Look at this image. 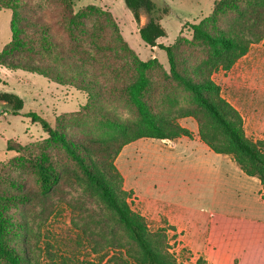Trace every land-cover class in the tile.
<instances>
[{
  "label": "trees",
  "instance_id": "obj_1",
  "mask_svg": "<svg viewBox=\"0 0 264 264\" xmlns=\"http://www.w3.org/2000/svg\"><path fill=\"white\" fill-rule=\"evenodd\" d=\"M123 2L137 24L141 13L147 15L145 24L138 27L139 38L164 51L168 64V74L162 76L167 83H157L152 71L155 61H139L133 55L135 73L122 89L133 110L130 119L121 118L110 109L111 102L107 105L102 101L109 88L100 78L117 84L116 68L109 74L100 71L99 57V66L93 71L76 53L81 50L92 55L87 48L90 41L99 47V39L83 35L86 33L79 23L92 6L74 12L70 0H45L43 4L52 8L48 11L52 19L74 42L60 44L52 32L48 35L46 21L38 19L32 41L36 58L26 60L19 56V48L31 43L19 40L20 28L14 24L23 21L20 10L32 7V1L0 0V7L10 11L11 31L10 40L0 51V66L94 92L84 108L92 121L91 131L84 137H69L36 113L27 114L43 128L47 141L61 151L69 165L56 169L40 159L33 164L36 183L0 191V264H92L79 259L81 251L95 256L96 264H183L170 251L167 231H176L175 227L151 230L146 219L131 209L130 192L123 189V179L114 166L122 147L140 138L189 136V131L176 123L179 118L193 117L203 144L215 154L232 155L246 176L257 179L264 201V138L252 141L245 136L241 116L220 97L219 86L210 78L219 68H231L250 45L264 43V0H217L205 18L189 24L191 40L187 44L202 52L196 60L186 56L188 46L183 53L181 40L172 45L157 43L165 36L160 20L168 14L167 7L159 8L153 0ZM38 6L42 9L41 4H34L35 12L41 11ZM115 86L110 83L111 88ZM173 89L184 93L182 99L172 93ZM151 93L158 98L147 99ZM0 103L7 105L12 115L24 104L20 96L8 91H0ZM62 203L70 209V224L76 234L70 238L73 247L63 241L53 249L44 240V226ZM203 262L198 258L196 264Z\"/></svg>",
  "mask_w": 264,
  "mask_h": 264
},
{
  "label": "rangeland",
  "instance_id": "obj_2",
  "mask_svg": "<svg viewBox=\"0 0 264 264\" xmlns=\"http://www.w3.org/2000/svg\"><path fill=\"white\" fill-rule=\"evenodd\" d=\"M31 1L32 7L20 10L23 18H19L23 21L14 24L16 29L20 28L19 40L31 43L19 48V56L26 60L36 58L32 41L38 19L46 21L48 35L52 32L60 44L74 42L52 19L48 12L52 8L43 4L45 0ZM70 1L74 12L89 6L94 8L82 15L79 23L86 33L83 35L91 34L99 39V47L91 41L87 44L92 55H85L81 50L76 51L77 55L93 71L99 66L96 61L99 57L100 71L109 74L116 68L117 84L100 78L109 88V95L102 101L107 105L111 102L110 109L121 118L130 119L133 110L127 105L122 89L135 73L133 55L139 61H155L152 71L157 83H167L162 79L163 73L168 74L164 51L146 45L138 35V27L145 24L147 15L141 13L137 24L123 0ZM153 1L159 8L168 9V14L160 20L165 36L157 43L172 45L177 39L181 40L179 44L185 54L191 40L189 24L205 18L217 0ZM34 4L42 5V9L36 8L41 13L35 12ZM10 38V11L0 7V51ZM201 54L199 47L188 46L186 56L192 60ZM210 78L219 86L220 97L241 116L245 136L252 141L264 138V43L250 45L247 53L231 68H219ZM110 83H114L115 88H111ZM176 90L172 93L182 99L184 93ZM0 91L16 93L24 102L17 115H12L9 107L0 103V191H12L13 186L22 183H36L33 164L40 159L56 169L68 167L61 151L47 141L43 128L26 116L34 112L69 137H84L91 131L92 121L84 108L89 104L93 90L0 66ZM157 98L156 93L147 97ZM176 123L187 129L189 136L172 140L140 138L123 146L115 158L114 166L123 179V189L130 192L131 209L146 219L151 230L171 225L156 211L151 198L158 199L157 203L167 217L186 230L180 233L167 231L170 251L183 264H196L198 258L204 261L203 264H264V202L259 197L258 181L248 178L235 164L239 174L219 164L223 156L226 163H235L234 158L230 154H215L203 144L193 117L179 118ZM202 146L208 152L199 150ZM70 217L69 207L62 203L48 218L44 240L49 241L53 249L62 246L63 241L73 247L70 238L76 232L71 227ZM190 242L196 253L189 249ZM80 253V260L96 264L95 256Z\"/></svg>",
  "mask_w": 264,
  "mask_h": 264
},
{
  "label": "crops",
  "instance_id": "obj_3",
  "mask_svg": "<svg viewBox=\"0 0 264 264\" xmlns=\"http://www.w3.org/2000/svg\"><path fill=\"white\" fill-rule=\"evenodd\" d=\"M199 150H201V151H203V152H205L207 149L204 147V146H202L201 148H199ZM206 152H208V150L206 151ZM221 155V154H220ZM221 158H223V159H220L219 161H218V163L219 164H223V165H226V166H228L229 167V169H230V171H232V173L233 172H235L236 174H239V172L240 171H238V169H236V167L233 165V164H235V163H226V161H224V156L223 157H221ZM236 165V164H235ZM237 166V165H236ZM238 167V166H237ZM239 177V176H238ZM248 177V176H247ZM248 178H250V179H252V180H257V179H255V178H253V177H248ZM258 181V180H257ZM258 185H260L259 184V182L257 183ZM153 187V186H152ZM153 188H155V187H153ZM260 188V189H259ZM259 188H257V191H258V189L259 190H261V187L259 186ZM259 197H260V193H259ZM152 199V201H153V203L156 205V211L158 210L160 213H162L166 218H167V220L169 221V222H171V225L172 226H174L175 227V230H176V232H178V233H180V232H182V231H186L182 226H180L179 224H176L175 222H173L170 218H168L167 217V215H166V213L164 212V210H162V209H160V206L158 205V203H157V200L158 199H154V198H151ZM260 199H261V197H260ZM262 200V199H261ZM264 202V201H263ZM186 234H187V232H186ZM191 243L192 242H190L189 243V249L193 252V253H196V252H194L191 248ZM199 253V252H198Z\"/></svg>",
  "mask_w": 264,
  "mask_h": 264
}]
</instances>
